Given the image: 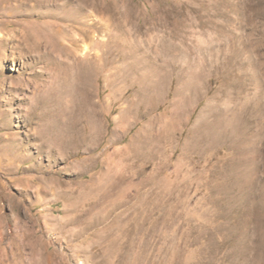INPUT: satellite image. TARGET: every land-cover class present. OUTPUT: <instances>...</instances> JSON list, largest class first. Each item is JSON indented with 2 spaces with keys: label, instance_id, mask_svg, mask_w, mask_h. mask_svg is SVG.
<instances>
[{
  "label": "rangeland",
  "instance_id": "1",
  "mask_svg": "<svg viewBox=\"0 0 264 264\" xmlns=\"http://www.w3.org/2000/svg\"><path fill=\"white\" fill-rule=\"evenodd\" d=\"M77 1L0 0V264H264V0H94L82 15L94 26L91 54L82 41L66 66L69 78L88 72L91 90L59 95L47 81L55 69L8 33L54 21L71 45ZM230 27L231 55L190 41L186 59L170 44L183 61L151 105L115 43L131 50L124 31L156 46ZM202 66L203 93L171 130L176 93ZM209 101L239 107L234 138H198Z\"/></svg>",
  "mask_w": 264,
  "mask_h": 264
},
{
  "label": "bare ground",
  "instance_id": "2",
  "mask_svg": "<svg viewBox=\"0 0 264 264\" xmlns=\"http://www.w3.org/2000/svg\"><path fill=\"white\" fill-rule=\"evenodd\" d=\"M56 1L57 0H50L49 3L51 5L57 6ZM38 4L40 5V3ZM95 5L96 2L94 0H78L76 4L72 7V9L74 10L72 12H75L74 14L75 24L72 27V33L70 35L71 45L65 43L61 38V36H59L56 39L54 28L59 27V24L54 21L49 22L48 25L42 30L37 29V26L32 27V26L24 25V28L18 30L16 29L8 33L11 40L14 39L17 41V44H14L13 47H23L26 50L25 52H27L28 54L36 55L38 56L39 59H43L44 62L46 63L43 66L45 70L46 69L49 70L52 68L55 69V72L51 74V77L49 79L47 78L48 79L47 81L50 82L51 86L55 89L56 92L59 93V95L65 92L66 88L70 84H75L77 86V93L79 95L81 93L83 94L84 92L89 91L90 89V84L86 81L88 72L86 74H83L81 73V70H77L73 78H69V75L66 70V66L71 65L73 61L74 63L77 62L76 59L78 57L76 55V52L78 47L82 46L83 44L82 41L84 42V46L86 48L85 52L83 53L91 54L92 43L95 42L96 39L94 38L95 33L92 29V27L94 26H92V23L90 22L88 23L86 20H84L82 15L84 11H86L89 8L93 9ZM77 30L78 33L76 32ZM122 34H124L123 35L124 37L122 36L124 39L126 40L129 39L127 46L131 50L127 49L125 45L121 46V42L119 40H117V42L115 41L116 47H118L119 52H122L124 59L129 62V66L127 68V74L129 75L139 74L142 76L143 78L142 85H144L142 86V88L144 89V91L145 90L148 91L147 96L149 97L147 96L145 97L149 105L154 104L155 101L158 100V98H160L164 94L166 85L168 84V80L175 73V70L177 68L176 64L181 59L179 57L170 56L172 54V50H170L169 48L170 44L173 45V50H174L175 44L177 45L176 41L177 40L180 41L179 43L182 45L180 46L182 49L181 53L186 59H188V56L194 55L193 48L189 45L190 41H191L190 43L192 44L193 42L195 44L196 43L199 44L197 45L198 48L199 47L202 48V46L206 45L205 48L207 49V51L201 50V53L206 56L220 54V53H222L223 55H226V53H230L231 55V52L233 51V49L231 50V48L236 43L235 42L236 34L233 32L232 27L222 31L220 30L218 31V29L215 30L212 29V31H206L203 29H198V30L186 29L174 34H170L169 37L168 36H164L163 38L160 37L162 40L159 41L158 44H156V46L154 45L151 46L153 42L152 36L149 37L148 40L149 43L144 44V43H137V39L131 38L129 35V31H124V33L122 32ZM2 37H3V41L4 39H8V37H5L4 33ZM111 39L113 38L109 37L107 39L102 40L103 44L109 47L111 45L110 44ZM64 52L65 54H63ZM63 55L64 58H61ZM129 58H132L133 62H130ZM97 59L98 57L96 53H93L91 57L89 56L88 59L89 75H91L92 70L94 72L95 70L94 64ZM181 60L183 61V59ZM207 68H208L207 66L206 67L202 66L201 68L202 71L200 70L199 73L196 74L197 76H195L197 78H195L194 81L188 82L186 85H184L183 90L177 91L176 93L177 97L173 102V109H172L173 114H172V120L170 122L172 123L170 128L171 130L173 129L174 131H178L182 123H184L185 120L189 117L190 110L192 108L193 103L196 102V98H198V96L203 93L205 85L202 79H204V75L206 74L204 70H206ZM195 70H197L198 72V69ZM185 71L188 72V70H186L184 67H181L180 72H185ZM43 72L44 71H42V73ZM21 75L22 77H24V74ZM146 79H149L150 83H148ZM76 107L77 106H75V108ZM94 110L95 109L92 108L90 113L91 119L93 120L96 117ZM239 110H240L239 107H236L235 105L228 104V106L225 107V106H221L218 103L216 104L213 101L207 102L205 107V112L209 114V118L205 119V117L201 115V117L197 120V123H204V126L201 127L200 129H197L196 135L198 136L200 134L198 138L200 137L199 138L200 140H205L206 138L209 139L214 134H219L221 130V131H225L230 138H234L233 136L238 134L240 130L239 123L237 122V117L239 116ZM56 123H58V121Z\"/></svg>",
  "mask_w": 264,
  "mask_h": 264
}]
</instances>
